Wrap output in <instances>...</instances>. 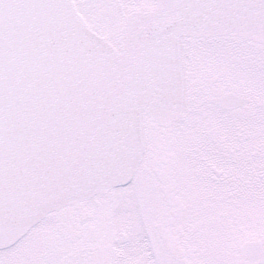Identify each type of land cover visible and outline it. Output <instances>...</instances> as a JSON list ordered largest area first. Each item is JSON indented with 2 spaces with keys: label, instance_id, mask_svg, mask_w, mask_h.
<instances>
[{
  "label": "snow or ice",
  "instance_id": "snow-or-ice-1",
  "mask_svg": "<svg viewBox=\"0 0 264 264\" xmlns=\"http://www.w3.org/2000/svg\"><path fill=\"white\" fill-rule=\"evenodd\" d=\"M0 264H264V0H0Z\"/></svg>",
  "mask_w": 264,
  "mask_h": 264
}]
</instances>
